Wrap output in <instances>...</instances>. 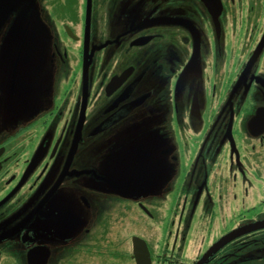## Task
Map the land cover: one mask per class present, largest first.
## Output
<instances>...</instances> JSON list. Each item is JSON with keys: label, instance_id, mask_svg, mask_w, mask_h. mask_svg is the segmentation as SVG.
<instances>
[{"label": "flooded vegetation", "instance_id": "af4514ba", "mask_svg": "<svg viewBox=\"0 0 264 264\" xmlns=\"http://www.w3.org/2000/svg\"><path fill=\"white\" fill-rule=\"evenodd\" d=\"M219 1L216 18L201 0H82L77 24L58 28L52 11L21 6L45 22L65 84L20 95L30 20L0 44V264H92L108 251L112 264H264V19ZM234 39L249 48L227 62ZM118 144L135 154L136 185L98 174ZM136 206L146 220L164 212L169 230L133 232Z\"/></svg>", "mask_w": 264, "mask_h": 264}, {"label": "rangeland", "instance_id": "374dc122", "mask_svg": "<svg viewBox=\"0 0 264 264\" xmlns=\"http://www.w3.org/2000/svg\"><path fill=\"white\" fill-rule=\"evenodd\" d=\"M79 2H82V0H32L31 2H28L26 6L30 10V4H34L35 10H37V7H41L45 16L44 18H47V12L52 11L54 13L55 19H51V25L55 26L56 28L61 27V23L68 19L69 21L73 20L75 24H77V18H78V6ZM239 2L238 0H235V7L236 9H241L239 5L237 4ZM242 3V4H241ZM243 8L247 9L250 8V5L254 8V14L256 13L260 19H264V0H243L241 2ZM24 7H20L19 9L23 8L22 14H20L19 9L16 10L14 13H12L11 16H9V26L5 27L0 31V44H5L9 41H11L13 38H16L17 33H21L24 30V26L31 22V28L37 35L35 38L34 43L32 44V52L27 53L24 55L23 51L22 55L18 59V68H17V82L20 89V95L22 97L24 96H32V98L38 97H44L46 95L45 90L47 89L53 91L54 94L59 93L64 88V81L61 79V74L59 70L56 68L54 69L52 65H50L49 57L50 55L55 51L54 49L51 50V47L46 46L47 41L49 40V32L46 29L45 22L43 23L41 19H39L40 23L34 19L31 12L25 15ZM82 8L85 9L82 5ZM89 9V8H87ZM228 9H234L231 6H228ZM38 11V10H37ZM85 14V12H83ZM92 15H91V23L92 21ZM44 21V19H43ZM34 22H37V25L41 26L40 31L37 29V25L34 24ZM253 22V21H252ZM251 22L250 25L253 23ZM262 22V21H261ZM236 29H239V24L236 23ZM250 37L251 32L249 33ZM60 36L58 35V38ZM19 36L16 40H18ZM57 39V38H56ZM15 40V42H16ZM235 41L231 42L226 45L225 49V57H227V62L230 61H236V59L241 58L244 56L249 48L247 45H243L239 39H234ZM245 44V43H244ZM47 48V49H46ZM25 50V49H24ZM40 50L46 51L45 56L39 52ZM264 50V49H263ZM61 49H59V52ZM256 48L253 50V53L250 54L251 59L256 56ZM263 52V51H262ZM260 53L259 58L261 59L260 63L263 67L264 65V54ZM255 53V55H254ZM254 55V56H253ZM246 56V55H245ZM76 63H74V60L69 58L67 56V60L65 61V64L61 67H63L64 71H69L71 68L75 66ZM59 68V66L57 65ZM66 71V72H67ZM8 72L10 73V69H8ZM0 73H3L2 65H0ZM63 73V72H62ZM7 81V80H6ZM6 81L0 80V87L3 88ZM0 88V90H2ZM30 99V98H29ZM24 100V98H22ZM26 102V101H25ZM126 145H115L113 146L114 149L104 154L106 156L101 165L100 171L98 174H107L102 175L105 176V180L111 181V184H126L129 183L131 185H136V180H143L144 177L138 176L136 173V169L133 168V170L130 169V163L131 160H133L134 155L128 154L130 150H127ZM88 151L87 161L83 162L80 160V163H84L86 168L92 169L95 165H97V161H92V151H89L90 149L86 148ZM91 155V156H90ZM118 155V156H116ZM116 156V157H115ZM87 177V176H86ZM93 178V177H92ZM91 180V178H88ZM151 179V176L148 177V180ZM94 182V181H93ZM157 179L154 178L151 183H149V187H151L153 184L157 185L158 182ZM100 184V183H99ZM110 184V182H109ZM231 181L228 180L229 185V192H231ZM151 190L150 188L148 189ZM136 205V204H135ZM137 208V206H136ZM199 210V209H198ZM197 210V211H198ZM154 219L152 220H146L141 217L139 213V209L137 208V212H132V215L128 216L125 220L127 223H132L133 226V232H137L139 234H143L149 241H152L154 239H158L159 235H161L163 232L165 233L168 228V221L170 220H163L164 212H160L158 216V212L156 210L154 211ZM245 214L247 215V212L245 211ZM141 224V225H140ZM143 227V231H142ZM46 228V226H41V229ZM191 234V235H190ZM195 237L193 232H189V237L193 238ZM200 242V241H199ZM207 239H205L204 243L202 244L201 248H204L207 245ZM199 244V243H198ZM197 244V245H198ZM110 256V251L108 252H102L99 255V262L92 263V264H99L100 262L105 264H112V262L108 261L107 258ZM1 264H16L12 261V259H6ZM69 264H79L78 260L75 258L73 262H70ZM116 264V263H115Z\"/></svg>", "mask_w": 264, "mask_h": 264}, {"label": "water", "instance_id": "95a60500", "mask_svg": "<svg viewBox=\"0 0 264 264\" xmlns=\"http://www.w3.org/2000/svg\"><path fill=\"white\" fill-rule=\"evenodd\" d=\"M31 0H0V26L2 22L8 17V14L15 10L18 7H21L22 5L27 4ZM207 10L211 12L213 16L216 18L221 13V3L219 0H201ZM15 73V70H14ZM232 234V233H231ZM231 234H229L227 237H225L222 241L228 239Z\"/></svg>", "mask_w": 264, "mask_h": 264}, {"label": "snow or ice", "instance_id": "6c2138e0", "mask_svg": "<svg viewBox=\"0 0 264 264\" xmlns=\"http://www.w3.org/2000/svg\"><path fill=\"white\" fill-rule=\"evenodd\" d=\"M261 122H264V119H262V121Z\"/></svg>", "mask_w": 264, "mask_h": 264}]
</instances>
